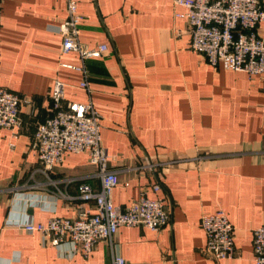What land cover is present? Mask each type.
Here are the masks:
<instances>
[{
  "label": "crops",
  "instance_id": "0c3cea01",
  "mask_svg": "<svg viewBox=\"0 0 264 264\" xmlns=\"http://www.w3.org/2000/svg\"><path fill=\"white\" fill-rule=\"evenodd\" d=\"M66 6V0H0V85L31 98L21 126L0 130V264L111 261L104 241L85 256L71 253L70 243L55 246L39 232L9 224L74 217L91 205L76 197L79 184L101 186L86 153L67 152L48 175L40 171L31 139L55 113L56 81L65 84L66 102L92 100L102 116V145L120 179L114 203L128 206L143 191L166 198L170 221L160 231L119 229L115 251L126 264H257L253 230L264 225V75L209 64L191 48L188 20L175 16L186 8L175 9L173 0H79L80 40L108 46L104 56L85 62L89 92L81 86L83 60L62 50ZM258 32L264 38V24ZM220 208L234 225L237 255L215 260L204 253L201 215Z\"/></svg>",
  "mask_w": 264,
  "mask_h": 264
},
{
  "label": "built area",
  "instance_id": "2783aa9c",
  "mask_svg": "<svg viewBox=\"0 0 264 264\" xmlns=\"http://www.w3.org/2000/svg\"><path fill=\"white\" fill-rule=\"evenodd\" d=\"M176 17L188 20L191 48L203 54L211 65H222L235 71L248 72L251 76L264 75V38L258 27L264 24V0H173ZM67 16L59 26L64 53L76 52L83 64L79 67L85 74L81 86L91 92L86 60L102 57L108 52L107 44L87 47L80 40L83 16L79 0H66ZM70 67H75L70 65ZM65 84L56 81L51 99L55 113L40 122L31 139L42 164L40 171L48 175L54 166L63 161L67 152L86 153L91 163L98 167L100 188L83 181L78 195L89 207L74 217L54 216L47 223L11 220L9 224L28 232H39L43 240L55 246L71 244V253L89 256L100 241L108 244L111 261L107 264H126V259L116 253L115 236L122 226L142 225L160 231L170 221L166 198L150 197L146 191L128 206L116 205L113 192L119 184L118 171L109 167V154L102 145V116L92 100L86 103L65 101ZM31 105V98L0 85V130L21 126L22 107ZM70 181V180H69ZM155 184V190L160 188ZM71 197V196H67ZM201 226L205 230L206 256L215 260L237 255L235 228L225 210L204 212ZM254 260L264 264V225L253 230Z\"/></svg>",
  "mask_w": 264,
  "mask_h": 264
}]
</instances>
